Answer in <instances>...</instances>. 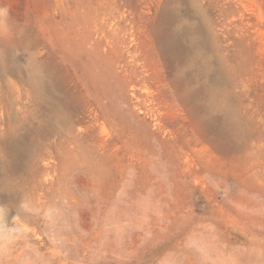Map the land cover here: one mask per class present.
<instances>
[{"label":"rangeland","instance_id":"obj_1","mask_svg":"<svg viewBox=\"0 0 264 264\" xmlns=\"http://www.w3.org/2000/svg\"><path fill=\"white\" fill-rule=\"evenodd\" d=\"M0 40V199L89 195L57 264L264 237V0H0Z\"/></svg>","mask_w":264,"mask_h":264},{"label":"clouds","instance_id":"obj_2","mask_svg":"<svg viewBox=\"0 0 264 264\" xmlns=\"http://www.w3.org/2000/svg\"><path fill=\"white\" fill-rule=\"evenodd\" d=\"M76 168L70 162L68 173ZM88 201L89 195L82 193L73 202L66 198L63 189L52 194L44 204L32 193L24 194L15 203L0 199V264H57L58 258L66 255L69 245L74 246L78 238L88 234L82 227L80 215L89 207ZM37 220L49 243L46 252L40 250L32 236V225ZM98 230L103 236V227L98 225ZM191 257L192 254L187 253L182 264H216L199 250L194 260ZM77 264H96L92 246H89L88 258H81ZM228 264H264V237L234 253Z\"/></svg>","mask_w":264,"mask_h":264},{"label":"bare ground","instance_id":"obj_3","mask_svg":"<svg viewBox=\"0 0 264 264\" xmlns=\"http://www.w3.org/2000/svg\"><path fill=\"white\" fill-rule=\"evenodd\" d=\"M0 43L2 44L3 42H2V40H0ZM178 43H179V40H178V38H170V39H168V44H169V47H171V48H174V47H176L177 45H178ZM180 45V44H179ZM2 47V46H1ZM106 48V47H105ZM9 52V51H8ZM1 60V59H0ZM15 62V61H14ZM34 62V61H33ZM49 64V63H48ZM13 68V67H12ZM2 69H4V68H2ZM50 69V68H49ZM48 93V92H47ZM40 95V94H39Z\"/></svg>","mask_w":264,"mask_h":264}]
</instances>
